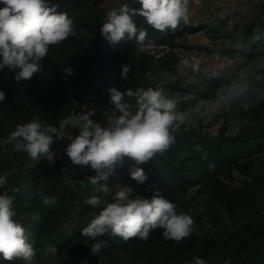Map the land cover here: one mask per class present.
Listing matches in <instances>:
<instances>
[{"label":"trees","instance_id":"trees-1","mask_svg":"<svg viewBox=\"0 0 264 264\" xmlns=\"http://www.w3.org/2000/svg\"><path fill=\"white\" fill-rule=\"evenodd\" d=\"M103 1L49 0L50 4L58 5L57 11L66 12L73 19L76 36L51 46L42 62L43 71L34 74L29 81L17 82L7 68L0 70V91L5 93V100L0 102V137L8 134L10 129L6 126L11 122L23 124L35 117L55 127H59L61 118L73 113H93L91 119L94 120L114 106L107 89L115 86L125 91L124 81L129 82L130 88L162 87L184 110L201 99H212L218 89L226 88L231 80L246 76L241 64L235 63L226 72L214 74V78L205 77L203 70L193 73L190 69L195 81L184 82L176 74L177 79L167 77L159 83L162 70L167 68L172 74L176 73L175 58L157 63L150 55L143 58L136 50L135 37H125L121 42L111 44L101 35L107 11ZM125 2L137 9L141 7L139 0H123L121 4ZM133 19L138 30H147L148 40L154 44L174 46V39L185 31L204 30L213 39L228 35L236 42L240 38L249 59L264 52V18L261 16L243 26L236 25L232 30L227 27V18H217L212 23L182 25L176 31L164 33L145 24L142 17ZM256 25L261 28V38L252 42ZM199 47L209 52L213 49ZM124 65L131 66L126 79L121 75ZM65 67H71L73 72L66 75ZM253 79L244 97L229 107L231 113L242 119L237 130L230 131L227 116L216 131L203 123L185 124L174 134L176 139L171 148L149 161L151 175L143 184L131 178L130 171L135 162L128 157L107 181L102 182L112 189V193L104 196L105 204L112 202L118 187L129 188L130 197L135 198L143 190L152 195L150 187L154 186L177 205L178 213L189 214L201 233L204 226L212 225L207 233L194 232L179 242L165 240L163 229L152 231L146 241L138 238L124 241L119 236L105 235L98 239L107 240V247L93 254L91 245L96 241L82 236L81 229L101 210L85 203L89 198L86 192L93 189L87 178L95 175V171L92 169L85 177L65 169L69 159L65 149L70 139L67 136L54 139L50 145V150L55 153L52 166L46 158L36 161L29 158L8 173L6 169L11 168V161L5 160L0 149V176L7 177L0 193L7 191L15 197L13 219L21 223L28 240L34 242L37 255L33 264H196L194 257L203 259L205 264H264V242L254 244L264 238V167L256 161L257 155L264 152V70L260 77ZM185 95L193 97L188 100ZM125 99L135 106L133 99ZM244 103L249 105L247 109H244ZM58 111L62 112L60 118L56 117ZM67 131L72 137L78 135L74 128L69 127ZM198 145L207 151V160L201 159V154L195 151ZM230 171L243 177L239 190L232 180H228ZM45 197H55V203L45 205ZM198 198L206 202L203 213L191 212L192 201ZM206 213L209 220L203 222L201 218ZM256 214L260 216L255 218ZM34 215L35 220L32 219ZM238 224L241 227L228 237L230 229ZM49 244L56 247L55 255L46 253ZM0 264L24 262L0 259Z\"/></svg>","mask_w":264,"mask_h":264},{"label":"clouds","instance_id":"clouds-1","mask_svg":"<svg viewBox=\"0 0 264 264\" xmlns=\"http://www.w3.org/2000/svg\"><path fill=\"white\" fill-rule=\"evenodd\" d=\"M195 2L199 4L200 0ZM139 3V9L125 2L106 11L101 35L113 45L125 37H135L137 52H143L148 47H154V43L148 40L146 29L138 30L134 17H142L145 24L161 33L176 31L191 22L190 0H139ZM0 4L4 5L0 7V70L7 68L17 82L29 81L34 74L42 72V62L50 47L76 36L73 19L66 12L57 11L58 5L50 4L49 0H0ZM260 32V26H254L252 42L261 38ZM236 43L239 50L242 46L240 38ZM180 63L193 73L201 72L202 62L199 59L183 58ZM130 67L122 66L123 78H127ZM261 70H264V58H257L249 65L246 76L231 80L226 88L218 89L212 99H201L184 110L180 109L179 101L170 97L162 87L121 91L111 86L107 89L110 103L114 104L119 115L114 116L106 126L91 119L93 113L89 112L61 118L59 127L35 117L27 123L18 124L5 143L12 144L17 152L26 153L31 160L43 157L52 164L55 153L50 150V145L54 139L66 136L70 139L65 151L71 162L90 166L95 171V175L87 178V183L97 194L91 195L85 203L101 210L81 229L82 236L96 241L91 245L93 254L107 247V240L98 239L105 235L119 236L124 241L133 238L146 241L152 231L163 229L165 240L179 242L194 232L207 233L212 225L204 226L201 233L193 218L187 213H178L177 205L154 186L150 187V198L143 195L131 198L130 190L122 188L115 192L112 202L105 204L104 196L112 193V189L102 182L107 181L115 168L128 157L135 162L131 167V178L143 184L147 175L143 168L136 165L147 163L168 151L175 143L174 134L190 119H203L241 100L252 86L255 74ZM64 72L70 75L73 69L65 67ZM216 72L224 73L226 67L222 63L217 64L205 71L204 76L214 78ZM126 97L135 101V109ZM4 100L5 93L0 91V102ZM243 107L247 109L249 105L244 103ZM69 127L78 129V135L72 137L67 131ZM195 151L201 154V159H208L203 146H196ZM6 183L7 177L0 176V187ZM14 200L15 197L7 191L0 193V259L33 264L37 252L34 242L27 238L26 229L13 219L16 215ZM55 200V197H45L43 203L49 205ZM101 205L104 207L101 208ZM32 219L37 217L34 215ZM45 251L55 255L57 249L49 244ZM194 259L196 264H205L199 257Z\"/></svg>","mask_w":264,"mask_h":264},{"label":"rangeland","instance_id":"rangeland-1","mask_svg":"<svg viewBox=\"0 0 264 264\" xmlns=\"http://www.w3.org/2000/svg\"><path fill=\"white\" fill-rule=\"evenodd\" d=\"M122 1L123 0H104L102 5L105 6L106 10L108 11L110 8L121 4ZM189 8L191 12L190 24L194 26L202 23H212L217 18H227V27L229 28V30H232L234 26H243L255 17L261 16L264 18V0H200L199 4H197L195 0H190ZM174 40V46H170L168 44H154V47H148L143 52H138L142 54L143 58H145L147 55H150L151 59L155 63L161 60L165 61L175 58L173 65L177 67L176 73L172 74L171 71L167 68L165 70H162L159 83H162L164 81L163 79L167 77H170L171 79H177V75L178 78L180 80H183L184 82L195 81L196 78L191 73L190 68L185 69L181 65L180 61L183 58H188L190 60L193 58L199 59L202 62L201 70L203 71H207L213 66L220 63H222L226 67V69L232 64H241L242 73L244 74H246V70L253 61H255L257 58H264L263 52L260 56L249 59L246 56L244 49L239 46L238 50L237 43L228 35H220L218 38L213 39L209 37L204 30L196 31L194 33L185 31L183 35L176 37ZM200 45L213 48L212 52L201 49L199 47ZM219 73L221 72H216L215 74ZM261 75L262 70L255 74V76L257 77H260ZM124 84L125 86H127V88H130L129 82L124 81ZM192 97L193 96L190 95L184 96V98L188 100H191ZM133 108L135 109V106H133ZM61 113L62 112L60 111L56 112V117L60 118L62 116ZM116 115H119V113L116 111L115 106H113L110 110L101 113L99 117L94 119V121L100 123L102 126H106L107 123ZM226 116L229 120L230 131L237 130L242 123V119L237 115L231 113L229 107L221 109L219 112L213 113L203 119H190L186 124L199 125L200 123H203L210 130L216 131ZM16 126V124L11 122L10 126H6V129H10L8 131V134L0 137V149L4 153V156L6 158L5 160L7 162L11 161V168H7L6 173L11 172L12 168H18L20 162L29 160V157L26 153L17 152L14 150L12 144L5 143L7 136L12 131H14ZM74 130H76L77 133L79 132L78 129L74 128ZM256 161L260 165V167H264V152L257 155ZM49 165L52 166L53 163H49ZM136 166L143 168L147 176L151 175L149 162L148 164L144 163ZM65 169L72 174H80L85 177L92 172L90 166L74 165L71 162L70 158L66 160ZM229 175L230 177L228 178V180H232L236 189L239 190L243 179L242 175H239L233 171H230ZM122 188L130 190L127 187ZM122 188L118 187L116 188V191ZM193 190L195 191L196 189L193 188ZM141 192V194L139 193L138 195H143L146 198L151 197L150 192L146 190H143ZM93 194H95L93 189L86 192V195L88 197ZM217 207L218 209H221L220 205H218ZM190 209L193 213H203V211H205L206 209L205 200L201 198L193 200ZM259 216V214H256L255 218H258ZM201 220L203 222H207L209 220L208 214L206 216H203ZM238 227H241V224L232 227L230 229L228 237H232L233 234H235V232L237 231L236 228ZM262 242H264V238L256 240L254 244L257 245L261 244Z\"/></svg>","mask_w":264,"mask_h":264}]
</instances>
